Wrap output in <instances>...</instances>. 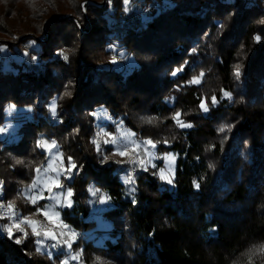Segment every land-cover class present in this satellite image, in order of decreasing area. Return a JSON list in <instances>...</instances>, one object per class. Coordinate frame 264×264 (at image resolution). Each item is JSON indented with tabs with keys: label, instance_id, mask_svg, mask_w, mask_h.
<instances>
[{
	"label": "trees",
	"instance_id": "trees-1",
	"mask_svg": "<svg viewBox=\"0 0 264 264\" xmlns=\"http://www.w3.org/2000/svg\"><path fill=\"white\" fill-rule=\"evenodd\" d=\"M23 5L48 38L0 40V200L20 218L47 206L23 201L54 142L74 165L61 212L84 264H264V0H1L0 37L40 33L20 29ZM105 115L177 155L172 186L154 167L123 180L96 142ZM9 225L0 264H61Z\"/></svg>",
	"mask_w": 264,
	"mask_h": 264
},
{
	"label": "rangeland",
	"instance_id": "rangeland-1",
	"mask_svg": "<svg viewBox=\"0 0 264 264\" xmlns=\"http://www.w3.org/2000/svg\"><path fill=\"white\" fill-rule=\"evenodd\" d=\"M29 9V7L25 8V5H23V9H20V16H22L20 29H22V31H24L26 27H32V29H34L36 27V21H38V25H41L40 33L34 34L30 32L23 34L22 32V34L17 35L16 39L1 36L0 40L9 39L8 41L16 43L23 40V38L28 35L36 36L38 39L48 38L44 27L47 20L44 18L34 20L32 17L26 19L25 16H28ZM31 13L35 14V11ZM29 16H31L30 13ZM109 120L110 118L107 115L97 120L96 125L98 131L96 142L98 148H101L102 142L106 141L107 144L113 148L116 161L127 165V169L130 172L128 176L130 178L123 177V180H130L132 182V179H135L140 171H150L151 167H154L157 168L158 177L172 186L177 170V155L174 152L158 151L154 143H147L148 141L139 140L133 132L130 133L125 130H119L117 132L110 131L107 127ZM38 146L46 153L47 165L42 170L38 171L36 179L30 186L28 192L26 191L24 193V196L29 200L27 199L23 202L25 203L26 209L30 207V204L33 206L37 205L41 200H46L47 206L45 208H38L36 215H29L27 212L26 214L28 216L24 215L25 217L20 218L14 202L0 200V215L4 220L9 219L10 225L8 227L11 229L14 228L21 232H26L31 228L34 234L47 239L48 243H46L43 251H46L51 258L56 255V259H61V264H84L82 258L83 253L81 250L77 252L75 250L79 234L75 233L65 224L61 212L62 209L71 207L73 204L71 191L65 187L64 182L65 178H70L72 176L74 165L71 161L67 162L55 143H43L40 141ZM114 154L107 153L105 154V158L108 159ZM169 180L172 182L169 183ZM2 185H4V181L0 177V186ZM3 191L4 190L0 187V197L3 196ZM92 193L98 196L96 190H92ZM20 194L21 193L18 192L17 196ZM100 205L101 202L97 201L94 207L95 212L98 211ZM107 205L108 201H106L105 208ZM95 219L97 221V229H110L112 226L111 219L103 218L97 214L95 215ZM94 236L95 234L92 235V237ZM96 243L101 244L102 241L98 240ZM91 260L96 261V264H112L107 259L98 257Z\"/></svg>",
	"mask_w": 264,
	"mask_h": 264
},
{
	"label": "snow or ice",
	"instance_id": "snow-or-ice-1",
	"mask_svg": "<svg viewBox=\"0 0 264 264\" xmlns=\"http://www.w3.org/2000/svg\"><path fill=\"white\" fill-rule=\"evenodd\" d=\"M125 3H127V0H125ZM256 39L258 40L259 37H257ZM61 55H63V53H61ZM64 59L67 60L68 57L66 55H64ZM173 74H175V73H173ZM235 75H236L237 79H239V76H240L239 66L236 67ZM65 94L68 95L69 93H65ZM226 95H228V94L226 93ZM52 111H53V113H55V107L52 108ZM204 111H207L206 107H204ZM177 115H179V114H177ZM182 126L189 127L190 125H182ZM221 131H223V129H221ZM147 143H151V141H148ZM129 182H131V181L126 180V183H129ZM168 182L171 183L172 181L169 180ZM196 187H199V185L197 184ZM17 243H19V241H17ZM261 247L264 248V246H261Z\"/></svg>",
	"mask_w": 264,
	"mask_h": 264
}]
</instances>
